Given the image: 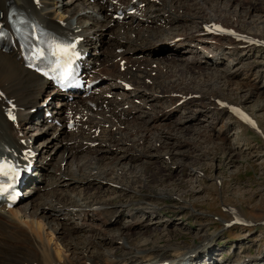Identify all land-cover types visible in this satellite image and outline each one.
Wrapping results in <instances>:
<instances>
[{
	"label": "bare ground",
	"instance_id": "1",
	"mask_svg": "<svg viewBox=\"0 0 264 264\" xmlns=\"http://www.w3.org/2000/svg\"><path fill=\"white\" fill-rule=\"evenodd\" d=\"M129 1L131 0H75L72 4L76 2L77 4L73 7H65L60 6L59 0H0V14L1 11L4 13L2 18L5 17L9 6L14 4L16 7L40 19L43 23L55 30L67 31L76 35H83L84 37L82 42L90 49H96L98 47L97 45H101L102 43L107 44L105 45V60L103 63L110 62V67H104L105 69L103 70L100 62L97 66H95V74L102 79L101 83L103 86H106L107 91L114 94L111 97L104 96L102 94L99 95V98L102 101H105L108 98L109 104L113 106L110 110H106V107H103L102 109L91 111L87 100L84 97H78L77 99H74L72 103H69L63 98L55 103L54 101L56 100L54 99V101L50 104L55 110L54 113L56 117L62 118L64 117L66 111L69 112L73 110L78 114V109H84L85 113L88 114V118L84 121V124H88V127L83 126L76 131L68 130L63 125L56 124V126L51 127L54 131L51 132V137H48L50 138V141L48 142L47 147L44 149L45 146H43L41 150V157L44 160H50L53 158V154L57 152L59 146H64L63 155H60L61 162L57 166L56 171H53V181L50 185L52 188L55 185V187H58V190L64 189L65 195L61 197L57 194H53L51 199L48 202L41 204L35 213L39 212L43 208H46L48 205V211L52 210V213L62 217L65 222L69 221L72 225L68 228L71 233V237L79 239L82 243L81 249L83 250V254L86 255L89 251H91L90 255L92 258L86 259L85 257L80 256L73 258L71 254L67 253V249H64V247L61 248L55 246V243L52 244L50 242L43 244L39 243L33 235L26 230V228H16L14 226V219H17L16 221H19L18 223L22 226H27L26 219L33 216H30L27 213L29 208L32 206L30 200H28L27 206L24 208H20V206L16 207L18 204L8 209L3 207L0 208V264H87L88 262L89 264H155L164 261L165 259L162 258L168 257L167 254L169 255L170 252V249L168 248L172 247V245H165V249L161 251L158 249V243L167 241L165 234H159L157 238L151 241L146 239L145 242H134L135 239L130 237L131 228L135 227V225H143L146 218L153 215L151 212H154L157 206H145L144 209H141L139 206L135 207L132 205L129 207V204V208H122L123 210L121 209L120 211L115 208L117 204H114V200L90 204V201H88L89 197H84L80 201V199H76V196H72V192L75 193V191H78L76 186L77 182L89 183V189H96V191L92 193V196H94V194L98 195V193L104 189V183H100L99 185V182L108 180L107 177L109 175L121 176L125 173L121 171V168H116V166L112 165H110V167L96 166L98 162H101L100 156L107 157L108 154L115 152L114 149H116V152L119 149L123 150L122 155H115V158L117 159L118 157L119 159L129 158L131 161L137 157V151H145L146 155L151 156L153 149L158 148L154 145L150 147H143V144L146 142L149 134H154L156 141H159L164 137L166 140H171L172 137H177L179 132H182L184 129H190L193 124H203L205 121L203 115L208 116L209 112L218 114V118L221 117L219 113L225 111H230L231 113L232 119H230V117L228 119L226 118V120L222 123V127L219 129V136H216L218 139L222 138V135H225L226 138L231 136V130L236 127L237 124H245L247 128L253 129L256 127L254 124L257 123V120L255 117L250 116L246 105L253 100L252 98L255 93L253 87L258 89L261 84L264 85V83L258 85L260 80L264 81L263 1H258V4L257 1L255 2L254 0L249 2L243 1V3L240 2L239 6L241 12L234 11L231 13L234 17H241L244 19L241 20V22L245 27H248L252 22H255L257 26H253L251 28L253 31L252 33H244L245 31L242 32L236 28L226 25L227 27L236 30L237 33H234L229 37L226 35H216V43L218 45L221 47L225 46L224 49L230 48L228 51H230L231 55L237 57L236 60L240 61L243 59L245 61L239 68L237 67L233 69L226 66L225 69L221 68L223 70H220L217 66L218 62L222 59V56H224V54L220 52L221 47L219 46L216 47V49L219 48L216 52L212 50V53L214 52L215 54L214 58L209 55L211 52H206L207 54L203 57L205 58V64H202L204 63L201 60L202 56L200 57L198 53L188 59H186L182 54L189 51L198 52L200 49L206 51V46H204V44L209 40L210 31L206 28L205 24L206 22L215 20L213 19L214 16L212 12H216L218 15L221 12L220 7L216 5H208V7L200 5V2L204 4L205 2L209 3L210 0H159L158 2H148L146 7L141 12H139V9V11H135L133 13H126L123 18L124 21L123 19H115L113 13L115 12L118 4H123ZM231 1L235 2L237 0ZM229 6L231 7V10L232 5L229 3V5H227V9L223 8L222 12L225 10L231 12L232 10L230 11L228 9ZM181 9L185 10V13L182 15L178 12V10ZM211 16L212 18H210ZM247 18H252V20H250L251 22H248ZM111 25H114L117 28L116 33L113 34L116 36L109 34L106 38H104L100 35L99 41L97 37L100 34L99 30L106 26L111 27ZM168 25H170L169 27L171 29L173 27H178L176 28L178 30L182 28L186 29V31L192 30L190 32L176 33L182 36L187 34L190 35L191 38L189 41H185L181 44L179 48H176L181 51L182 57L174 55L171 58L174 59L177 57L179 61L186 62L183 64L185 65L184 69H187L186 71H188L189 68L198 69L199 67H203L204 69H207L206 71L204 70L205 72L203 73L208 74L209 69L210 74L213 77L212 82V79H205V81L201 79L203 82L198 84L197 88L199 89L195 87L196 90L191 88L192 85L187 88L183 85L187 90L182 89L183 87L179 88V85L170 80V78L171 76H176L178 79L182 78L184 80V69L180 66V68L176 66L175 70L171 69V62L164 64L162 62H157L155 54L151 55L146 52V46L152 45L153 43L155 44L163 33L166 32V26ZM196 33H199L200 36L193 37L192 35ZM132 34H137V36L134 35L135 38H132ZM225 38L228 39L225 41ZM122 52H125L127 56H124ZM93 53L96 59L99 58L97 57V54H95V50H93ZM19 54L20 52L15 48L9 52L0 49V83L6 93V96L0 94V143L4 147L11 146L18 149L31 147L34 149V147H32V136L29 132L30 130L25 132L24 129L35 128L31 122L34 120V117L37 116L36 112L40 114L41 111H43L44 116V109L38 107V98L46 91H49L46 95V99L49 97V100L52 98L50 97L51 94L55 95V97H61L62 95L61 93H52L49 89L51 87L49 82L43 80L36 72L22 66V59L19 57ZM124 59L126 60L124 64L127 65L126 70L122 71L118 69L113 71L111 69L114 68L117 60L122 61ZM173 63L174 66L176 63ZM134 66H136V69H133ZM211 66L214 68H211ZM254 68H256V72L251 70ZM245 69H247V72L243 71ZM103 71L105 72V76H103ZM153 71L156 72H154V75L152 74ZM165 71L168 72L165 74ZM148 77H151V83L146 81ZM237 77L239 80L245 81V84H241L244 83L243 81L235 82L234 79ZM120 78L130 80L134 84V87L131 88V90H125V84L121 82ZM186 80L188 81L193 79L186 78ZM104 81L105 84L103 83ZM183 82L181 83L183 84ZM234 83H237V92H233L235 94L236 101L238 100L237 103L233 101L235 99L232 98L231 94H227V91L230 92V88ZM213 84L214 86H211L213 87L211 88L210 85ZM200 86L201 88L210 87L212 90L208 91L205 88L207 90L206 91L204 89H200ZM245 86H249V88H246V90L244 89ZM147 89H149V93H147ZM103 92L106 93L105 90ZM209 93L211 96H215L213 105H215L216 108L212 105L209 106L210 104H196L198 108L195 111L191 110V114L182 115L176 120V124L171 126L169 130L158 129V133H154L152 131L154 128L152 130H146V128H148L151 124H154L155 128H159V122L168 120L171 117L173 111L168 110L169 107H165L164 104L162 105V100H173L174 103L173 105L171 104L172 106L179 105L177 106L178 108L187 107L186 109H188V107H190L192 103H195L197 99L201 100L205 99V97H209V99H211V97L207 95ZM222 94L227 96V98H222ZM120 95L121 97H119ZM228 96H230V98H228ZM11 97H13L19 104L18 122H11L5 115V110L10 105L8 98ZM126 104H128V106H126ZM231 104L241 107L247 113L250 121L242 118L238 114H235L232 111ZM150 105L154 108V110L155 108H159V110L155 111L157 114H155L154 111L152 112L145 109ZM33 107H36L34 111L35 113H32V110L34 109ZM177 107L175 109H177ZM254 107H257V110H262L264 108V103L257 104ZM213 108L215 110H213ZM39 110L40 112H38ZM135 112L137 113L135 114ZM129 114L130 116L134 115V122H131L128 119L127 116ZM83 116H85V114ZM126 117L127 120L125 119ZM38 119H40V115ZM138 120L142 121L138 122ZM106 123H109L108 127L106 126ZM24 125L26 126L24 127ZM98 127H101V132L99 134H97ZM213 127L216 129V126ZM208 131H210V129L207 130V132ZM242 133L240 132L238 135H235L232 140L230 144L232 152L233 147H236L237 151L243 150L242 147L244 142L242 141ZM132 135H134L136 139L131 140ZM127 142H133L134 147L130 149L124 148L123 146L125 145L120 147V144H127ZM167 144L168 151L166 153L170 154L173 150L170 149L169 146L173 145V148L180 147L182 146V140L176 141V144L171 142H167ZM140 145L142 146L140 147ZM50 146L51 148H49ZM118 152H120V150ZM79 153H88L89 158H87L88 155L86 157L85 155H78ZM179 153L182 154V152ZM203 154L208 155L213 153L208 150L204 151ZM227 155L230 154L228 153ZM68 157H72V160H75L73 161V164H71V169H68V171L70 170L69 172H67L66 167L63 169L62 166L63 161L68 163ZM85 157L87 160L81 162L82 159H85ZM233 160L234 159L231 157L229 163L233 162ZM222 161L225 162L224 159H222ZM43 168V164H40L38 160V174H35L36 176L34 178L29 179L32 185L28 188L29 190L26 191L31 193L32 189L37 188V182L40 181V179H43L42 177L45 175ZM166 168L168 169V167ZM201 170L202 169H199L198 171ZM141 173L140 176L135 174L133 178L130 177V184L123 183L117 185V187H122L125 190V192L120 194V196L128 193L132 194L134 197L133 203L136 201L142 203L143 201H146V198H149L150 200L152 193L148 186L153 181L152 175L143 170ZM124 175L127 174L125 173ZM136 183L145 184V186L140 188V190H137L135 189V186H137ZM97 184L99 186L94 188L93 186ZM72 185H75L74 188H71ZM53 191L55 190L53 189ZM145 191L148 193L146 194ZM85 192L89 193L87 191ZM30 193L28 196L31 195ZM156 194L163 195L162 193ZM140 197L141 199H139ZM63 199L66 202H63ZM122 205L124 206L125 203H122ZM2 210H6L8 212L7 215L5 213L3 214ZM229 211H233L235 213V215L232 213L234 216L233 219L239 217L244 218L243 213L237 212L235 208L233 209V206H230ZM115 212L116 214H114ZM107 213L112 216H109L108 218L104 217L103 221L108 222L117 214L123 213L129 216L130 223L123 225L124 229L120 230V232L113 236H104L102 234L92 232V234H78L82 227L86 228L85 220L89 217L102 219V215ZM152 220L157 224H161L163 221L161 219L150 217V221ZM169 235L171 236V234ZM115 241H123V244L120 247L122 251H120L119 247L116 248L117 250L115 252L109 253H106L103 249H101L102 245L110 244ZM196 243L190 247L178 246L172 248L174 250L172 255H175L174 257H180L182 255H193L197 253L198 257L202 255L204 247L209 250L210 246H204V243L197 245ZM146 249L147 251L143 252ZM242 253H244V251H242ZM247 255L249 254L236 255L235 259L243 260ZM196 259V257L191 256L189 264Z\"/></svg>",
	"mask_w": 264,
	"mask_h": 264
},
{
	"label": "rangeland",
	"instance_id": "2",
	"mask_svg": "<svg viewBox=\"0 0 264 264\" xmlns=\"http://www.w3.org/2000/svg\"><path fill=\"white\" fill-rule=\"evenodd\" d=\"M243 1L249 2L253 0H237L235 2L231 0H218V1L210 0L209 3L205 2L203 4L202 2H200V5L204 7H208V5L210 6L216 5L220 7L221 12L218 15L216 12H212L214 16L213 19L221 21L226 25L238 29L239 31L242 32L245 31L244 33L247 32L252 33L253 31L251 30V28L253 26H257L255 22H252L248 27H245L244 25H242L241 22V20L244 19H242L241 17L238 18L234 17L231 14L234 11L241 12L239 4L240 2L243 3ZM254 1L255 2L257 1L258 4V1L260 0H254ZM261 1H263L262 2V7H263L264 0ZM73 2H75V0H59L60 6H65V7H73L75 4H77V2L72 4ZM229 3L230 5H232V9H231L232 11L230 10L231 7L229 6L228 9L231 12H229L228 10L222 12L223 8L227 9V5H229ZM178 12L179 14L182 15L185 13V10L181 9L178 10ZM210 18H212V16ZM247 20L248 22H251L250 20H252V18L251 19L247 18ZM169 26L170 25L166 26L167 28L166 32L163 33V35L158 39V41L155 44L153 43L152 45L146 46L147 49L146 52H148L151 55L155 54L156 55L155 57H157L156 58L157 62H162L163 64L171 62L172 63L170 64L172 65L171 69L175 70L176 66H178V68L182 67V69H184L185 65L183 64L186 62L179 61L177 57L173 59L170 57V55L172 56L178 55L179 57H182L181 51L176 48H179V46H181V44H183L185 41H189L191 36L187 34L182 36L176 33L190 32L192 30L186 31V29L184 28L178 30L176 29L178 27H173L171 29ZM116 31L117 28L114 25H111V27L106 26L99 30L100 34L97 36L98 40L100 41V35L106 38L107 35L109 34L113 35L116 33ZM134 35L137 36V34H132L131 35L132 38H135ZM192 36L198 37L200 36V34L196 33L193 34ZM210 38L214 40L216 36H214V38L209 36V40L206 41L204 44V46H206V51L200 49L198 52L189 51L182 54L185 56L186 59H188L191 56L193 55L195 56V54L198 53L200 57L202 56V59L199 58L202 60V62H204L202 64H205V58L203 57L207 54L206 52H211L209 55L214 58L215 54L214 52L212 53V50L216 52V50L219 49V48L216 49V47L218 46L221 47L216 43L217 39L214 40L215 42H212ZM105 45L107 44L102 43L101 45L100 44L97 45L98 47L96 49L94 48L91 49L92 51L93 50L96 51L95 54H97V57H100L99 55L102 54L101 67L103 70L107 67L106 65L107 63H103L105 60L104 57ZM224 48L225 46L220 48V52L224 54V56H222V59L218 62L217 65L220 70L225 69L226 66L235 69L237 67L239 68L240 65H243V63L245 62L243 59L240 61L236 60L237 57L231 55L230 51H228L230 48L228 49H224ZM122 53L124 54V56H127L125 52ZM210 56L208 57L211 58ZM173 62L176 63L174 66H173L174 64ZM212 67L213 66H211V68ZM186 70L187 69H184L185 72L184 80L182 78L178 79L176 76H171L170 78V80L176 82L179 85V88L183 87L182 89L185 90H187L186 88L191 85H192L191 88H193L194 90L195 87L197 88L198 84L205 81V79L209 80L213 78L210 74L209 69H208L209 72L208 74L203 73L207 70L204 69L203 67H199L198 69L189 68L188 71ZM246 70L247 69L243 71L247 72ZM251 70L254 72L257 71L256 68ZM154 72L155 71H153L152 74ZM167 72L165 71V74ZM102 73L103 76H105V72L103 71ZM186 78L187 79L192 78L194 81L193 80L187 81ZM201 79H203V81ZM234 80L235 82L243 81V80H239L238 77L235 78ZM212 81L213 79L211 80V82ZM181 82H183V84ZM243 82L244 83L241 84H245V81ZM103 83L105 84V81ZM261 83H264V81L260 80L258 85H260ZM214 84L210 85V87L214 86ZM236 84L234 83L231 87L232 89L230 88V92L232 93L227 91L228 92L227 94H231L232 98L234 99H235L234 93L237 92ZM183 85H185L186 88H184L185 86ZM210 87L201 88L200 86V89H204V90L207 89L208 91H211L212 89H210ZM246 88L248 89L249 86L244 87V89ZM253 89L255 91L254 96L252 98L253 100L246 105V108L248 109V113L250 114V116L255 117V119L257 120V123L254 124L256 125L257 128L256 127L255 129L247 128L245 124H241V125L237 124L236 127L232 128L231 136L226 138V136L222 135L221 133L222 138L218 139V137L216 136L217 135L219 136V129L222 127L221 126L222 123L226 120V118L228 119L230 117V119H232L230 111H225L219 113V115L221 116L220 118H218L219 117L218 114H214V112L211 113L209 112L208 116L203 115L205 118L203 124H198V123L193 124L190 129H184L182 132H179L177 137H172L171 140H166L164 137L161 140L156 141L154 134H149L147 138L148 142L146 140V142L144 143L145 145L143 144V147L144 146L150 147L154 145L160 150L153 149V153L151 156L146 155L145 151L144 152L137 151L136 152L137 157L131 161L129 160V158H122V159H119V157L118 159L115 158L117 154L118 155L123 154L122 149H119L120 152H118L119 150H117L116 152V149H114L115 152L112 151L114 153L112 154L110 153L111 155L108 154L107 157L100 156L101 162H98L96 166H100V167H104V166L110 167V165L116 166V168H121V171L125 172L127 175H124L125 173L122 174L121 176L109 175L107 177L108 180L99 182V185L100 183H104L103 184L104 189H102V191L98 193V195L94 194V196H92V193L95 192L96 189H89V183L77 182L76 186L78 188V191L80 192L78 191H75V193L72 192L71 193L72 196H76V199H80V201L84 197H89L88 201H90V204L101 203L108 200H114L115 202L114 204H117L115 208H117L120 211L122 208L127 209L132 205L135 207L139 206L141 209H144L145 206H150V207H152L153 205L157 206L156 210H154V212H151L153 213V215L150 217L161 219L163 220L162 223L157 224L156 222H153V220L150 221V217H148L146 218L145 223L143 225L142 224L135 225V227L131 228L130 237L135 239L134 242L136 241L145 242L146 239H149L151 241L157 238L159 234H165L166 235L165 238L167 239V241L158 243L159 245L158 249L161 251L165 249L164 247L165 245H172V247L168 248L170 249L169 255L167 254L168 257L175 256L172 255L174 252L172 248L178 246L190 247L197 242L196 243L197 245L204 243V246L206 245L210 246L209 250L204 247L203 252L207 251V253L209 252L210 254H213L214 252L216 255H219L222 251H224L225 253L238 252L236 253V255L249 254L248 256H250L251 258L255 257L254 259H252L253 261L251 260L252 262L251 261L249 262V264H264V108L262 110H257V107H254L257 104L264 103V85L261 84L258 87V89L254 87ZM149 92H150L149 89H147V93ZM207 95L210 96L211 99H209V97L208 98L205 97V99H201V100L197 99V101L195 103H192V105L188 107V109H186L187 107L178 108L177 106L179 105L172 106L174 103L173 100H169V99L162 100L163 101L162 105L164 104L165 107H169L168 110L173 111L171 117L168 120L159 122L158 123L160 125L159 128H155L154 124H151L148 126V128H146V130H152L154 128L152 130L154 133H158V129L169 130L171 126L176 124L175 123L176 120L180 118L182 115L191 114L190 113L191 110L195 111L198 108L196 104L197 105L210 104L209 106L211 105L215 106L213 105L215 101L214 100L215 96H211L210 93ZM45 96L46 94L40 96L39 101L41 102L43 100L41 103L38 102L37 100V104L39 105L38 107L44 109L45 106H47L48 108L50 106V109H52V112H54L55 110L52 108L50 103L54 101L55 95H51L50 96L52 97L51 100L48 99L46 105H44L45 104L44 102L47 100ZM225 97L227 98V96H224L222 94V98L225 99ZM228 98H230V96H228ZM233 101L237 103L238 100L236 101L235 99ZM54 102L57 103L58 101H54ZM176 107L177 109H175ZM145 109L152 112L159 110V108H155L154 110V108L151 105L149 107H146ZM213 110L215 109L213 108ZM38 112H40V110ZM136 113L137 112H135V114ZM155 114H157V112H155ZM36 115L37 116L34 117V120L32 117L33 121L31 120L32 121L31 123H33L34 127L37 126L36 129L39 130L40 127H43L49 121L45 118L46 116H42V114L40 115L36 112ZM39 115H40V119H43V121L45 119V121L40 125L39 124L36 125L38 123L37 119ZM125 119L127 120V117ZM128 119L131 122H134V115H131L130 118ZM141 121L142 120H138V122ZM25 126L26 125H24V127ZM52 126H56V124L54 123L52 124V122H50L48 123V125L44 127V129L39 130V132H43L44 130L43 133H39L37 131L34 132L33 131L34 128L24 129L25 132L30 130L29 132L32 136L31 139L32 147H34V149H36L35 151L38 152L36 156H40L43 146H45L44 149L47 147V144L50 141V138L48 137L51 135V132L54 131V129L51 128ZM213 126H216V129ZM209 129L210 131L207 132V130ZM240 132L241 133L243 132L242 133L243 134L242 141L244 142V145L242 147L243 150L237 151V148L233 147V152H232V150L230 149V144L234 139L235 135H238V133ZM35 133H37V135H34ZM33 138H34V143H33ZM132 139L134 140L136 139V137L132 135L131 140ZM179 140H182V146L173 148L172 147L173 145H171L169 146L170 149L173 150L172 153H170L171 155L169 153H166L168 151L167 142L176 144V141ZM133 144H134L133 142L131 143L127 142V144L122 143L120 144V147H122V145H125L123 146L124 148L130 149L134 147ZM141 146L142 145H140V147ZM49 148H51V146ZM63 149L64 146L60 145L57 152L53 154V158H51L50 160H44L42 157L41 159H38L39 163L43 164L44 167L43 171L45 172V175L42 177L43 179H40V181L37 182L36 189H32L31 193L29 191H26V200L25 199L22 200L20 204L16 206V207L20 206V208H24L27 206L28 200H30L32 206L29 208L27 213L28 215L30 216L33 215V216L29 219H26L27 226H22L21 224L18 223L19 221H16L17 219L13 218L14 219L13 221L15 222L14 226L16 228L18 227V229L26 228V230L29 231L39 243L43 244L50 242L52 244L55 243L54 244L55 246L61 248L64 247V249H67V253L71 254L73 258L80 256V257H85L86 259H90L92 258L90 255L91 251H89L86 255H84L83 250L81 249L82 243L79 241V239L71 237V233L68 230V228L71 227L72 225L70 224L69 221L65 222L62 219V217H59L56 214L52 213V210L48 211L49 210L48 205L46 206V208H43L39 212L35 213V211L38 209V207L41 204H44L45 202H48L51 199L53 194H57L58 196L61 197L65 195L64 189L58 190V187H55V185L53 186V188L50 185V183L53 181L52 178V174L54 173L53 171H56L57 166L61 162ZM208 150L211 151L213 154L204 155L203 152ZM179 152H182V154H180ZM228 153L230 155H227ZM78 155H85L86 157L88 155L87 158H89L88 153H79ZM86 157L85 159H82L81 162L87 160ZM231 157L234 160L233 162L229 163ZM68 158H69L68 163H66V161H63L62 164L63 169L64 167H66L67 172L70 171V170L68 171V169L69 168L71 169V164H73V161H75L74 159L72 160V157H68ZM222 159H224L225 162L222 161ZM166 167H168L169 170ZM199 169L202 170L198 171ZM142 170L152 175L153 181L148 186V188L152 193V196H150V200L149 198L148 199L146 198V201H143L142 203L137 201L133 203L134 200L133 195L128 193L120 196V194L124 193L125 190L122 187H117V185L123 183L130 184V177L133 178L135 174L140 176ZM109 179H112L114 181ZM136 184L137 186H135V189L137 190H140V188L145 186V184H141V183H136ZM99 185L97 184L94 185L93 187L96 188ZM74 186L75 185H72L71 188H74ZM53 189L55 191H53ZM85 191L89 193H86ZM29 193L31 194L30 196H28ZM145 193L147 194L148 192L145 191ZM156 193H162L163 195H159V194L157 195ZM64 199L63 202L65 201ZM139 199H141V197ZM122 203H125V205L123 206ZM230 206H233V209L235 208L237 212L243 213L244 215L243 219L244 220L247 219L249 221L246 220V224L245 222L234 221L233 219L234 216L232 214L234 212L229 211ZM2 212L3 214L5 213L6 215L8 213L6 210H2ZM114 214H116V212ZM109 216L112 215H110L109 213L104 214L102 215V219L97 217L95 219L89 217L87 220H85L87 229L82 227V229H80L78 234L96 233V234H102L104 236L107 235L113 236L116 235L118 232H120V230L124 229L123 225H126V223L127 224L130 223L129 216L123 213L117 214L114 218H112L108 222L103 221L104 217L108 218ZM169 234H171V236ZM115 242L102 245L101 249H103L104 252L106 253L115 252L117 250L116 249L117 247L120 248L122 246L123 241H118V242L115 241ZM147 249L144 250L143 252H146ZM120 251H122L121 248ZM242 251H244V253H242ZM183 256H190V255H183ZM168 257L162 259H166ZM194 257H196L197 259L191 262L190 264H207L205 260H204L205 262L199 260L200 256L197 257V253H195ZM87 264H89V262ZM142 264H151V263H142ZM155 264H159V263H155Z\"/></svg>",
	"mask_w": 264,
	"mask_h": 264
},
{
	"label": "snow or ice",
	"instance_id": "3",
	"mask_svg": "<svg viewBox=\"0 0 264 264\" xmlns=\"http://www.w3.org/2000/svg\"><path fill=\"white\" fill-rule=\"evenodd\" d=\"M2 34V33H0ZM47 47L50 50V54L54 57H67L72 50L75 48L74 44H60L55 42H47ZM43 50H41L38 55H43ZM19 172L15 170L14 166L7 162H0V177L15 178L18 177Z\"/></svg>",
	"mask_w": 264,
	"mask_h": 264
}]
</instances>
